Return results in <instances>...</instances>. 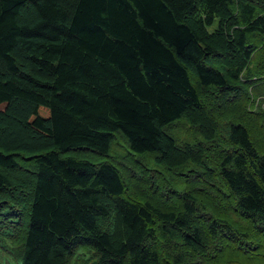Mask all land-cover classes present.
<instances>
[{
    "label": "trees",
    "instance_id": "1",
    "mask_svg": "<svg viewBox=\"0 0 264 264\" xmlns=\"http://www.w3.org/2000/svg\"><path fill=\"white\" fill-rule=\"evenodd\" d=\"M249 36L264 38V9L251 0H0L5 264H173L158 252L166 225L168 240L188 232L192 264H264V113L232 86L255 85L252 72L214 62L229 46L246 50ZM226 94L236 101L221 103ZM183 119L202 134L222 124L226 148L216 126L203 134L213 144L180 146L165 130ZM115 138L134 168L125 179L109 160ZM85 151L106 161L70 156ZM152 154L151 173L135 156ZM176 170L184 195L166 177ZM197 196L230 214L192 217L206 208Z\"/></svg>",
    "mask_w": 264,
    "mask_h": 264
},
{
    "label": "rangeland",
    "instance_id": "2",
    "mask_svg": "<svg viewBox=\"0 0 264 264\" xmlns=\"http://www.w3.org/2000/svg\"><path fill=\"white\" fill-rule=\"evenodd\" d=\"M253 1L256 5L262 7L264 9V0H251ZM231 11L233 12V15L235 16V6L230 8ZM236 19V16H235ZM219 22L220 19L218 18L217 21L215 22V24L210 27L208 29V32L211 34V36H215L217 35L219 32ZM255 38V36H249L248 37V45L246 50L240 51L238 49H235L234 51H231L230 46L225 50H222L220 53V57H221V61H217L215 60L214 62L219 63L221 65H223L228 71H235L237 68L241 67L242 70L245 68H248V71H251L253 74V77L255 79H252V83L251 84L248 83L246 85L241 84V82H245L244 79L241 78V81L239 83H235L233 82L232 86L235 89H242L244 95L247 98L246 101V108L249 110V112L251 111V109L257 110V111H262L264 113V90L261 88V85L264 83V74L263 76H261L263 82L258 81L260 79V77L258 76L259 70H258V60L259 59H264V53L262 52V48L264 46V38L263 39H259V44L257 46L254 45V41L253 39ZM218 39V36H217ZM255 53L253 54V58L255 60V64L254 66H249V58L252 55V52ZM246 52H248V56H246ZM225 54H227L228 57L224 56ZM235 54L236 55V60L230 59L231 56ZM228 78L230 77V72H227ZM249 96H251V99L249 98ZM227 97H234V101H236L237 96H235V94H226V95H220L219 97V101L221 103H225L226 104V99ZM251 108V109H250ZM214 126H216L220 132H222V141H221V149H225L226 146L224 144L225 141V137H226V130L224 128V126L222 124H220L219 122L215 121L212 123V125H209L206 129H213ZM205 126L203 129V134H207L208 131H206ZM165 133L169 136H173L175 137V142L178 141V144L180 146H184L189 147L190 146H194L197 143V146L199 144H204V145H208L210 142V144H213V141H204V135L200 132L199 128H194L191 124H189L188 122H186L184 119L175 123L174 125L169 126L168 128H166ZM117 140L119 142H123L124 140L121 138V136H119L118 134L115 135ZM113 141V143L111 144V152H110V157L109 160L111 161V158H117V160L119 162L122 163V165H118L119 168L121 169L122 175L124 177V179L127 176H130L129 174H133V167L129 166V168L127 164H125L123 162V160H120L119 158H122V155L124 153V150L122 148L117 147L118 143L117 140ZM196 146V149H197ZM119 148V149H118ZM195 149V150H196ZM121 151V152H120ZM70 156L72 157H76V158H81V159H87V160H91V161H98V159L100 160H105L106 159L103 156H97L96 154L92 153V152H79V153H72L70 154ZM138 157H140V162L142 163L143 166L147 167V169H150L151 173L153 171L154 168L158 169L160 166L157 163V161L155 160L154 155H145V156H135V158L137 159ZM25 164H23L24 166ZM22 166V167H23ZM21 167V168H22ZM212 167H216V164H212ZM203 170V169H202ZM21 172L26 173L28 170H20ZM161 171V170H160ZM196 171H200V169H196ZM184 172V173H182ZM182 173V174H181ZM176 174H185V171L183 170H176L173 173H168L166 174L167 179L169 180L170 185H172L175 188H178L177 191H179V193L181 194H185V189L182 186V183L185 182L184 179H182L180 176L177 177ZM10 181H15L16 176L12 175V174H7ZM150 183L156 182V177L153 174H150ZM216 181V180H215ZM152 184V183H151ZM14 190V189H12ZM1 196H5V194L2 192L0 193ZM198 199L200 200V202L204 203L206 205V208H202L200 207V211L197 212L194 216V218L197 217H207V220H209V218H212L213 214H219L221 212L225 213V215L230 214L228 213L227 210V204L221 202L222 204L220 206H216V203L218 201H220L219 199H217L214 203L212 202V198H202L197 196ZM29 204V200L27 202L26 208L28 207ZM178 206V204H177ZM172 207V206H171ZM176 207V205H175ZM179 207V206H178ZM179 211L181 210V208H178ZM204 211V213H202ZM13 213L19 217V211L17 209H13ZM180 217H183L185 220L187 217L186 215L180 214L178 212ZM167 226L165 227V233L162 235L163 238H160L159 242L157 243L158 246V252L161 256L162 261L164 260H170L173 264H192L193 261H195V247H192L193 244L195 245V243L191 240V238L188 235V232L184 231L183 229L180 231L174 230L172 235H175V239L172 241L167 239ZM108 226H106L107 228ZM262 232V231H260ZM122 235V231L119 229L118 233H117V238H119ZM229 238V237H228ZM189 240V241H188ZM189 243V246H187ZM236 245L238 247L239 250H241L242 252H248V250H256V247L251 243V244H247L245 245L243 242H237L236 241ZM196 246V245H195ZM2 249H0V264H5V259L9 258L6 254V251L10 248L8 246L5 247H1ZM208 252V251H207ZM210 254V252H209ZM13 264V263H11Z\"/></svg>",
    "mask_w": 264,
    "mask_h": 264
}]
</instances>
